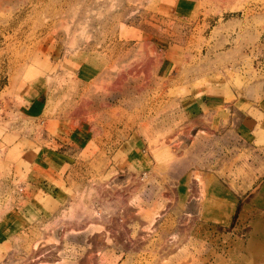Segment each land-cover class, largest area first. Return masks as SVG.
<instances>
[{
  "label": "rangeland",
  "instance_id": "1",
  "mask_svg": "<svg viewBox=\"0 0 264 264\" xmlns=\"http://www.w3.org/2000/svg\"><path fill=\"white\" fill-rule=\"evenodd\" d=\"M263 44L264 0H0V264H264Z\"/></svg>",
  "mask_w": 264,
  "mask_h": 264
},
{
  "label": "crops",
  "instance_id": "2",
  "mask_svg": "<svg viewBox=\"0 0 264 264\" xmlns=\"http://www.w3.org/2000/svg\"><path fill=\"white\" fill-rule=\"evenodd\" d=\"M210 104H212V105H214L215 107V109L217 110L218 108H224V111H229V110H231L233 107H234V102H232V103H229V102H227L226 100H225V98H224V96L222 97L221 95H219V96H215V98H214V101H212V102H210ZM228 108V109H227ZM233 110V109H232ZM57 139H55V141H56ZM53 152V151H52ZM54 152H56V151H54ZM56 154V153H55ZM57 155H60L59 153L57 154ZM64 156V155H63ZM66 167H68V165L65 163V164H59V163H57V164H50V165H48V171L49 172H51L52 171V173L54 172V173H60V172H63V170L64 169H66ZM212 193L210 194V196H209V198H210V200H209V205H214V204H223V207H224V205H225V208L224 209H226V210H228V209H230L229 207H230V205L228 206V204H230L231 203V197H230V194H229V196L227 197V195H225L224 196V199L221 197V198H219V201L217 200V199H214L215 197L216 198H218V196H216L217 194H216V190H215V187L213 188L212 187ZM210 190V191H211ZM44 194L46 193V192H43ZM262 193L264 194V191H262ZM47 195H48V193H47ZM231 199V200H230ZM156 225V224H155ZM154 225V226H155ZM86 230H81L80 231V234H83L84 232H85ZM70 233H71V231H70ZM78 235V234H77ZM83 236V235H82ZM97 240V239H96ZM99 242V241H98ZM98 242H97V252L99 251V249L100 248H103V245L99 242V244H98ZM99 247V248H98ZM262 253H263V255H264V250H262Z\"/></svg>",
  "mask_w": 264,
  "mask_h": 264
},
{
  "label": "bare ground",
  "instance_id": "3",
  "mask_svg": "<svg viewBox=\"0 0 264 264\" xmlns=\"http://www.w3.org/2000/svg\"><path fill=\"white\" fill-rule=\"evenodd\" d=\"M145 176V175H144ZM146 176H147V174H146ZM145 178V177H144ZM232 185V184H231ZM209 193V192H208ZM210 195V194H209ZM118 198V197H117ZM120 198V197H119ZM106 199V198H105ZM120 199H122V198H120ZM116 200V199H115ZM118 200V199H117ZM119 201V200H118ZM121 201V200H120ZM99 203V202H98ZM114 204H115V202H113ZM125 203V202H124ZM110 204V206L109 205H107V200L104 202V206H102L103 207V209L106 211V210H108L110 207V210L112 209V203H109ZM117 205H119V203L118 204H116L115 206L117 207ZM130 205V204H129ZM79 206V205H78ZM91 206V205H90ZM120 206V205H119ZM123 206V205H122ZM234 206V205H233ZM113 209H115V208H113ZM94 210V209H93ZM132 210V209H131ZM103 211V210H102ZM114 210H112V212H113ZM119 211H120V209H119ZM104 212V211H103ZM110 212V211H109ZM107 212V213H102L101 211H98V210H96V213L94 212V211H92V213L94 214H96V218H94V219H97V217L98 218H100V219H102V221H103V219H105L106 217H108V216H110L112 213L110 212ZM125 212H127V211H124V213ZM130 212V211H129ZM82 213V212H81ZM121 213H123V212H120V215L122 216V214ZM93 214H90V215H93ZM87 216V215H86ZM94 216V215H93ZM126 216H129V215H126ZM76 217V216H75ZM88 217V216H87ZM77 218V217H76ZM90 218V217H89ZM109 218V217H108ZM123 218V217H122ZM110 219H111V217H110ZM114 219V218H113ZM71 220H72V218H71ZM115 220V219H114ZM122 220V219H121ZM123 220H124V218H123ZM80 221V220H79ZM87 221V220H86ZM117 221V220H116ZM77 222H78V219H77ZM81 222H83V221H81ZM88 222V221H87ZM110 222V221H109ZM119 222V221H118ZM126 222H128V221H126ZM69 223V222H68ZM70 224H71V222H70ZM74 225H75V223H74ZM77 225H79L78 223H77ZM81 225V224H80ZM124 225V224H123ZM122 225V226H123ZM72 226V225H71ZM121 226V227H122ZM115 227V226H114ZM117 227V226H116ZM119 227V226H118ZM117 227V228H118ZM75 228V227H74ZM110 228V227H109ZM104 229H105V227H104ZM112 229V228H111ZM110 229V230H111ZM120 229V228H119ZM107 230V229H106ZM121 231H123L122 229H120ZM124 230H125V228H124ZM112 231V230H111ZM110 231V232H111ZM120 231V232H121ZM115 233V232H114ZM126 233V232H125ZM100 234V233H99ZM112 235V234H111ZM120 235V234H119ZM127 236V234H124V235H120V236H122V238L124 237V236ZM129 235V234H128ZM103 237V236H102ZM96 238V237H95ZM100 239V236H99V238H98V240ZM98 240H97V242H98ZM101 240V239H100ZM108 240L109 241H113L111 238H108ZM242 241V240H241ZM105 242V241H104ZM118 242V241H117ZM106 243V242H105ZM135 243V242H134ZM97 244V243H96ZM95 244V245H96ZM98 244H99V242H98ZM102 244V243H101ZM136 244V243H135ZM104 245V244H103ZM97 246V245H96ZM134 246V245H133ZM99 248V247H98ZM173 249V248H172ZM47 251V250H46ZM87 258V257H86ZM90 258V257H89ZM65 259L66 258H62V260H60L59 262H57V263H55V264H69V263H67V261H65ZM32 262V261H31ZM31 264V263H30ZM47 264V263H46ZM54 264V263H53Z\"/></svg>",
  "mask_w": 264,
  "mask_h": 264
},
{
  "label": "built area",
  "instance_id": "4",
  "mask_svg": "<svg viewBox=\"0 0 264 264\" xmlns=\"http://www.w3.org/2000/svg\"><path fill=\"white\" fill-rule=\"evenodd\" d=\"M255 70L264 73V44L253 54Z\"/></svg>",
  "mask_w": 264,
  "mask_h": 264
}]
</instances>
